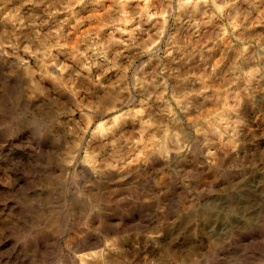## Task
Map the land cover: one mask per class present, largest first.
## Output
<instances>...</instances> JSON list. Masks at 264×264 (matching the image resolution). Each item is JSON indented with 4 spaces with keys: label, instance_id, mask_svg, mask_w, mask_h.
<instances>
[{
    "label": "rangeland",
    "instance_id": "374dc122",
    "mask_svg": "<svg viewBox=\"0 0 264 264\" xmlns=\"http://www.w3.org/2000/svg\"><path fill=\"white\" fill-rule=\"evenodd\" d=\"M66 2L0 0V264H264V0Z\"/></svg>",
    "mask_w": 264,
    "mask_h": 264
},
{
    "label": "clouds",
    "instance_id": "9594fccd",
    "mask_svg": "<svg viewBox=\"0 0 264 264\" xmlns=\"http://www.w3.org/2000/svg\"><path fill=\"white\" fill-rule=\"evenodd\" d=\"M41 2H43V0H41ZM56 3H61V0H55ZM103 2V0H67L66 3H62L61 4V8L64 10H70L71 8L77 6V5H84L86 3H90V4H101ZM110 2L112 3L113 7H116L117 5H122L125 2H128V0H110ZM145 3H147V0H144ZM187 2L191 3V0H187ZM197 2H199V0H197ZM205 2H207V0H205ZM213 3H215V0H212ZM249 3V0H230L229 4H225V7H230V6H235L237 4L240 5H244ZM123 15L125 17H127V13H123ZM67 21H63L61 22V24L66 23ZM79 22V21H78ZM129 22L128 20H114L112 21L113 26L115 27V31H122V29L120 27H118L117 25L122 24V23H127ZM42 23H47V21H43ZM62 31V27L58 30L57 35H59V32ZM51 35V34H50ZM158 39L157 41H155V43L152 44V47H155L156 43L160 42V39L163 38V33L162 30L160 32L157 33ZM19 39V38H17ZM39 40V34L37 33L35 36H33L32 38H28L27 39V43H25L24 48L22 49V51L24 52H29L32 51V46L35 45L36 41ZM107 43H111V44H116V43H123V41H119L115 39V34H111L109 41ZM5 45H3L2 43H0V48L4 47ZM13 48H19V44H12L10 45ZM56 47H74L71 45H60L59 43H57L55 45ZM99 47L104 48L106 47V45H99ZM89 50H92L91 48ZM151 51L150 47H145L144 48V52L147 53ZM46 53H50V49H46L45 50ZM32 54L35 56L37 55L36 52H32ZM80 55H84L83 53H80ZM120 53H117V56H119ZM167 55H171V52H167ZM105 59H107V56H104ZM26 63V62H25ZM95 66V65H93ZM87 67V65H86ZM62 70H66V69H62ZM90 70V69H89ZM185 80L188 79V77H184ZM126 89H122L121 91H124ZM201 93H196V92H192V93H183L181 92L179 95L177 94H173L171 97L172 101H175L178 107H181L182 105L185 104L186 101H188L189 96H194V95H200ZM148 99H151V96L148 97ZM161 99H163V97L161 96ZM109 100V96L105 95L103 97L100 98V100L94 104L92 106V108L89 109V111H92L93 109L96 111H99L100 108L102 106L105 105V102ZM7 101L0 97V105H6ZM117 103H124L123 101L119 100L118 98H112L111 102L107 104V106L104 107V111L107 112H113L116 111V104ZM147 101H145L143 106H146ZM170 105V102H169ZM50 111L54 112L55 111V107H50L49 108ZM181 110L184 111L186 110L185 107H181ZM168 114H172L171 112V107L169 106V109L167 110ZM105 123H107V121H105ZM107 168H112V169H116V165L115 164H108L106 165ZM231 179V177L229 178ZM247 187V186H245ZM244 195H248L247 192L243 193ZM154 244H158L159 242H152ZM123 246H120V248H116L113 247V245L111 244V242H106L104 243L102 246H99L96 248V250L92 253H90L89 255V264H116L117 261H121L123 262L125 259H127V256L131 255V253H125V254H118L121 252ZM142 255V253H141ZM68 264H73V261L71 260V253L68 254V256L66 257ZM127 264H180L179 261V257H177L176 261H173L171 259H169V253L167 251H165L163 248H154L153 252L151 254V259L148 260H136L135 257H133L132 259L127 261ZM186 264V262H185Z\"/></svg>",
    "mask_w": 264,
    "mask_h": 264
},
{
    "label": "bare ground",
    "instance_id": "6f19581e",
    "mask_svg": "<svg viewBox=\"0 0 264 264\" xmlns=\"http://www.w3.org/2000/svg\"><path fill=\"white\" fill-rule=\"evenodd\" d=\"M20 1H21V0H20ZM23 1H24V0H23ZM188 3H189V2H188ZM186 5H187V4H186ZM188 5H189V4H188ZM79 6H80V5H79ZM82 8H83V7H82ZM79 9H80V8H79ZM79 9H78V10H79ZM80 10H81V9H80ZM1 51H3V48H0V52H1ZM2 55H3V54H2ZM3 57H4V56H3ZM13 59H14V58H13ZM14 60H15V59H14ZM16 61H17V60H16ZM21 67H22V66H21ZM23 68H24V67H23ZM23 68H22V69H23ZM24 69H25V68H24ZM21 71H22V70H21ZM24 71H25V70H24ZM22 72H23V71H22ZM24 73L26 74V72H24ZM27 73H28V72H27ZM27 76H28V75H27ZM29 76H30V75H29ZM30 87H31V90H34V87H33V86H30ZM110 92H111V91H110ZM117 97H118V96H117ZM118 99H119V98H118ZM118 105H119V104H118ZM105 106H106V105H105ZM182 135H183V134H182ZM163 145H164V144H163ZM159 147H161V148H159V151H163V149H165V148H162V145H161V144L159 145ZM166 149H167V148H166ZM155 151H157V148H156ZM165 151H166V150H165ZM159 153H160V152H159ZM162 153H163V152H161V154H162ZM157 154H158V153H157ZM108 184H109V183H108ZM87 185H88V184H87ZM110 185H111V184H110ZM133 185H134V184H133ZM136 185H137V184H136ZM113 187H114V186H113ZM121 187H122V186H121ZM124 187H125V186H124ZM85 188H86V187H85ZM102 188H103V187H102ZM106 188H107V187H106ZM106 188H105V189H106ZM111 188H112V187H111ZM98 189H99V188H98ZM122 189H123V188H122ZM86 190H87V189H86ZM99 190H100V189H99ZM120 190H121V189H120ZM134 190H135V189H134ZM77 191H78V190H77ZM104 191H105V190H104ZM123 191H125V190L123 189ZM123 191H121V192H123ZM136 191H137V190H136ZM138 191H139V189H138ZM106 192H107V191H106ZM121 192L119 191L118 194H119V195L122 194ZM125 192H126V191H125ZM78 193H79V192H78ZM120 196H122V195H120ZM91 197H92V196H91ZM118 197H119V196H118ZM105 198H106V197H105ZM116 198H117V197H116ZM91 199H92V198H91ZM95 199H96V198H95ZM111 199H112V198H111ZM81 200H82V199H81ZM92 200H93V199H92ZM109 200H110V199H109ZM83 201H84V200H83ZM78 202H79V204L82 203V202L80 203V200H78ZM90 202H91V201H90ZM90 202H89V203H90ZM76 203H77V202H76ZM79 204H78V205H79ZM79 206H81V205H79ZM194 207H195V206H194ZM83 208H84V207H83ZM188 208H189V207H188ZM184 209H185V208H184ZM191 209H192V208H191ZM186 210H187V209H186ZM161 217H162V216H161ZM119 219H120V218H119ZM133 219H134V218H133ZM174 219H175V218H174ZM104 220H105V219H104ZM109 220H110V219H109ZM111 220H112V219H111ZM166 220H167V219H166ZM116 222H117V221H116ZM166 222H167V221H166ZM183 222H184V221H183ZM158 223H159V222H158ZM183 224H184V223H182L181 225H183ZM159 225H160V224H159ZM167 226H170V225H167ZM174 227H175V226H174ZM175 228H176V227H175ZM110 230H111V229H110ZM143 230H144V229H143ZM117 231H118V230H116V232H117ZM144 231H145V230H144ZM111 232H113V230L110 231V233H111ZM114 232H115V230H114ZM114 232H113V233H114ZM146 232H147V231H146ZM113 233H112V234H113ZM119 233H120V232H119ZM96 237H97V236H96ZM82 239H83V238H82ZM92 239H93V240H91V239L89 240V238H88V239H85V241H84V243H83V245H82V246H83L82 249H83V248H89V249L92 248L93 250H94V249L96 250L97 247L102 246L104 243L107 242V238H105V240H103V239H101V238H92ZM115 239H116V238H115ZM115 239H114V241H115ZM117 239H118V238H117ZM108 240H109V238H108ZM109 241H110V240H109ZM111 241H112V239H111ZM114 243H115V242H114ZM112 244H113V243H112ZM115 245H116V244H115ZM75 249H76V248H75ZM78 250H79V249H78ZM83 250H84V249H83ZM84 254H85V253H84ZM84 254H83V253H82V255L80 254V255H81V258H80V259H81V260H79V261H85L86 259H88L87 256H89L90 253L87 252V254H88V255L86 254L87 256H85ZM119 254H120V253H119ZM85 263H86V262H85Z\"/></svg>",
    "mask_w": 264,
    "mask_h": 264
}]
</instances>
